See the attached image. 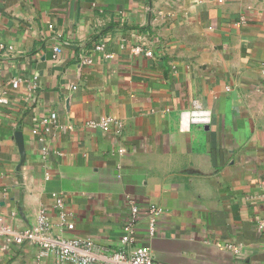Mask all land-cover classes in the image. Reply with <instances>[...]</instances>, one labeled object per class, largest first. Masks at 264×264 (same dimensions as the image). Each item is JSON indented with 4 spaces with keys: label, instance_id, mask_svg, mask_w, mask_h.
Listing matches in <instances>:
<instances>
[{
    "label": "crops",
    "instance_id": "obj_1",
    "mask_svg": "<svg viewBox=\"0 0 264 264\" xmlns=\"http://www.w3.org/2000/svg\"><path fill=\"white\" fill-rule=\"evenodd\" d=\"M0 99L3 225L118 248L135 199L157 264H264V0H0Z\"/></svg>",
    "mask_w": 264,
    "mask_h": 264
},
{
    "label": "built area",
    "instance_id": "obj_2",
    "mask_svg": "<svg viewBox=\"0 0 264 264\" xmlns=\"http://www.w3.org/2000/svg\"><path fill=\"white\" fill-rule=\"evenodd\" d=\"M104 50L103 46L99 47ZM137 54L144 50L141 46L133 48ZM60 53L61 49L56 48ZM148 57H153L152 51L145 52ZM34 88V87H32ZM5 99H0V105L5 104ZM195 114V118H197ZM47 122V121H45ZM90 129H99L110 132L115 129L120 133L123 129L122 123L111 118L103 117L99 120L87 123ZM122 153V151H120ZM48 155L44 152V157ZM55 207L59 211L61 224L68 230L75 229V222L67 211L65 198L55 195ZM128 222L122 228V235L119 238L118 248H109L97 244L91 239L63 238L56 236L53 231V223L46 211L41 210L36 223L24 230H15L9 225L0 223V249L6 251L8 247L18 244H29L37 248L35 264H157L152 255L150 246L143 243L138 234V225L142 219L143 207L135 199L129 202ZM146 219L148 220L147 238L145 241L153 240L158 232L159 221L164 216V210L155 205L146 208ZM261 230L264 229V221L258 224Z\"/></svg>",
    "mask_w": 264,
    "mask_h": 264
},
{
    "label": "water",
    "instance_id": "obj_3",
    "mask_svg": "<svg viewBox=\"0 0 264 264\" xmlns=\"http://www.w3.org/2000/svg\"><path fill=\"white\" fill-rule=\"evenodd\" d=\"M16 138H17V142L20 146V149H21V152H22V155H24V151H23V142H22V134L20 132H17L15 134Z\"/></svg>",
    "mask_w": 264,
    "mask_h": 264
}]
</instances>
